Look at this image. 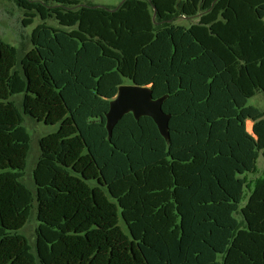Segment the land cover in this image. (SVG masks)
<instances>
[{"label": "trees", "instance_id": "obj_1", "mask_svg": "<svg viewBox=\"0 0 264 264\" xmlns=\"http://www.w3.org/2000/svg\"><path fill=\"white\" fill-rule=\"evenodd\" d=\"M14 1L40 22L19 60L0 38V264H264V179H245L264 159V109L247 105L264 97V0ZM126 81L168 94L169 141L130 112L108 136ZM23 115L58 124L33 188Z\"/></svg>", "mask_w": 264, "mask_h": 264}, {"label": "rangeland", "instance_id": "obj_2", "mask_svg": "<svg viewBox=\"0 0 264 264\" xmlns=\"http://www.w3.org/2000/svg\"><path fill=\"white\" fill-rule=\"evenodd\" d=\"M122 1L123 0H81V4L116 7ZM23 18L24 10L19 8L14 0H0V38L16 48L18 60L32 48L30 34L33 28L40 22L39 17H35L31 24L25 26L23 24ZM193 21L195 20L178 17L175 23L188 26ZM48 23L56 25V22L53 19H49ZM125 84H128V81H126ZM21 99V94L13 97V100L17 103L19 108ZM247 105H254L258 108L264 109L263 95L257 93L254 97L248 100ZM23 117V126L30 136V149L22 181L28 187L33 188L32 170L39 156V140L46 134L56 131L58 124L46 125L43 122H36L28 116L23 115ZM251 124L252 122L249 120L246 122V128L248 131H251ZM245 179L248 186H252L257 181L264 179V159L261 155H259L256 160L255 171L247 174ZM119 224L122 226L123 230L127 232L126 226L121 217ZM36 226V209L34 208L24 227L20 231L32 246H34Z\"/></svg>", "mask_w": 264, "mask_h": 264}, {"label": "water", "instance_id": "obj_3", "mask_svg": "<svg viewBox=\"0 0 264 264\" xmlns=\"http://www.w3.org/2000/svg\"><path fill=\"white\" fill-rule=\"evenodd\" d=\"M167 96L168 94H164L155 98L149 85H139L136 83L120 85L116 95L110 100L109 108L105 113L108 136H111L112 129L117 121L123 115L130 112L136 119L141 116H149L156 124L161 136L166 141H169L168 123L170 114L162 108V104Z\"/></svg>", "mask_w": 264, "mask_h": 264}]
</instances>
